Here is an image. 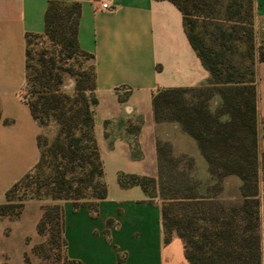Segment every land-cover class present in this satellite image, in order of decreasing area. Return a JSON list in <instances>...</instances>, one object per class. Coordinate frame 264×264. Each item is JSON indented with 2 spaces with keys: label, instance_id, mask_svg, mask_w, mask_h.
I'll list each match as a JSON object with an SVG mask.
<instances>
[{
  "label": "trees",
  "instance_id": "16d2710c",
  "mask_svg": "<svg viewBox=\"0 0 264 264\" xmlns=\"http://www.w3.org/2000/svg\"><path fill=\"white\" fill-rule=\"evenodd\" d=\"M170 1L181 10L186 35L210 75L198 86L159 88L152 97L154 117L158 123H178L195 140L207 163V178L196 176L193 155H169L170 148L167 152V145L158 140V177L119 172V184L140 185L149 196H159L165 241L175 233L180 236L190 264H260L264 152L258 148L255 59L258 55L264 60V45L255 41L253 0L234 9L236 0L225 4V20L242 13L244 24L236 38L246 49L238 62L226 40L235 37L232 32L218 24L220 41L215 48L194 30L193 15L209 16V0ZM80 14L78 1L49 0L44 32L26 34L25 99L40 127L53 122L57 129L49 139L38 134V162L6 190V200L0 202V218H17L25 200H53L43 205L37 225L46 240L34 245L33 251L42 260L55 251L58 264H81L65 254L60 201L70 199L75 209L86 206L96 214L108 193L94 133L98 99L93 54L78 42ZM235 26H230L231 31ZM34 40L41 47L32 48ZM77 58L90 63L76 69ZM66 75L75 78L71 90L64 88ZM46 171L48 181L41 176ZM229 178L238 181L239 198L226 202L219 193Z\"/></svg>",
  "mask_w": 264,
  "mask_h": 264
},
{
  "label": "crops",
  "instance_id": "0c3cea01",
  "mask_svg": "<svg viewBox=\"0 0 264 264\" xmlns=\"http://www.w3.org/2000/svg\"><path fill=\"white\" fill-rule=\"evenodd\" d=\"M48 1L0 0V202L40 158V125L25 99L26 34L44 32ZM65 1L81 4L78 42L93 54L98 99L94 133L108 187L96 214L86 206L75 209L70 199L60 201L65 254L81 264H190L180 236L175 233L165 241L159 196H149L140 185L122 187L118 181L119 172L158 177L159 129L178 124L155 120L154 92L198 86L210 75L186 35L182 12L170 0ZM253 17L256 45H264V0H253ZM255 84L262 153L264 60L258 55ZM191 154L207 171L196 145ZM109 166L117 173L116 181L106 178ZM47 202L29 198L19 217L0 218V264H39L33 247L46 240L37 225Z\"/></svg>",
  "mask_w": 264,
  "mask_h": 264
},
{
  "label": "rangeland",
  "instance_id": "374dc122",
  "mask_svg": "<svg viewBox=\"0 0 264 264\" xmlns=\"http://www.w3.org/2000/svg\"><path fill=\"white\" fill-rule=\"evenodd\" d=\"M229 1H234V0H209V2L211 3L210 4L211 6H209L210 7L209 16H206L202 13L193 15L194 30L204 37L206 43L212 44L215 46V48H218L220 39L216 38V35L219 34L220 30H218L217 26L218 24H221L220 27H222L228 32H232L235 35V37L227 36L228 39L226 40H227V44L231 45L232 49L234 50V52L232 53V57H234V60L238 62L239 60L240 61L242 60L241 53L246 49L245 45L240 41H238L236 38L238 37L239 29L240 27L243 26L244 22L240 21L242 19L241 12L237 15H234V17H232L233 19L232 21L225 20L226 19L225 17H227V13L225 11V4H227ZM236 1H235L236 3H234L232 6L233 9L239 7V4L242 1L245 4L246 0H236ZM214 2L216 5L213 4ZM241 8L243 10V6ZM213 16H219V18H214ZM231 25H236L235 30L231 31L230 29ZM37 42H38L37 40L33 41L32 48L37 49L41 47V44ZM246 59L247 58H245L244 60ZM74 63L76 69L79 68L82 69V63L84 67L88 65L90 62L87 60L81 62V59L77 58L75 59ZM63 83H64V88L66 90H71L75 84L74 76L66 75ZM212 105H215V102H213ZM56 129L57 127L52 122L49 125L41 126L40 133L49 139L55 134ZM158 140H160L163 145H167L166 151L168 147L170 148L169 155L172 156H180L181 154L184 153L188 155H192L191 152L194 149V146L196 145V147H198L195 140L192 137L189 138V135L182 130L179 124L177 128L171 126H165V125L160 127ZM201 159H203V157ZM45 173L46 174H42L41 176L45 181H48L47 171ZM195 174L203 181L206 180L207 178L206 175L207 172L200 165H198L197 162H196ZM106 178L108 181L117 180V173L115 169H113L111 166H109L108 169L106 170ZM237 186H238V181L236 179L233 178L226 179L223 183V190L219 193L220 198L226 202L230 200H237L239 198L237 193ZM44 200H47L48 201L47 203L53 202L51 198H45ZM260 234H261V249H262L261 250L262 257L260 264H264V218L263 217H261ZM55 257H56L55 251H53L52 255L49 258H47V260H42L40 258L39 264H58L59 262ZM26 261L29 262L28 256L26 258Z\"/></svg>",
  "mask_w": 264,
  "mask_h": 264
},
{
  "label": "built area",
  "instance_id": "2783aa9c",
  "mask_svg": "<svg viewBox=\"0 0 264 264\" xmlns=\"http://www.w3.org/2000/svg\"><path fill=\"white\" fill-rule=\"evenodd\" d=\"M102 7H104V8H108V9H113V6L110 5V4H108V3H103V4H102Z\"/></svg>",
  "mask_w": 264,
  "mask_h": 264
}]
</instances>
